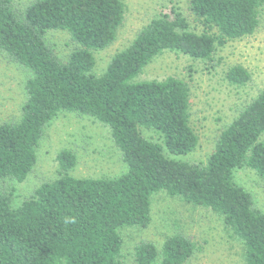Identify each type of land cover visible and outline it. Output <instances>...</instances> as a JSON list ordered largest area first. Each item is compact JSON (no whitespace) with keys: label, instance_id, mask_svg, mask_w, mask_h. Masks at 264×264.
Here are the masks:
<instances>
[{"label":"trees","instance_id":"trees-1","mask_svg":"<svg viewBox=\"0 0 264 264\" xmlns=\"http://www.w3.org/2000/svg\"><path fill=\"white\" fill-rule=\"evenodd\" d=\"M263 4L190 0L200 30L173 7L172 14L152 18L98 75L95 52L115 41L126 11L122 0H31L24 6L0 0V53L27 72L20 119L0 123V181L28 177L47 126L63 112L109 126L127 166L113 178L76 177L70 174L76 153L62 149L60 176L20 204L0 190V264H124L122 230L148 227L152 197L162 190L220 214L244 244L245 264H264V212L235 180L240 169L264 180V90L221 130L205 161L191 162L180 158L199 145L189 83L176 76L136 81L166 51L213 62L220 48L256 31ZM52 30L69 32L75 44L65 60L48 42ZM226 78L245 85L252 75L236 64ZM196 249L185 232L168 236L161 248L142 240L135 264H187Z\"/></svg>","mask_w":264,"mask_h":264},{"label":"rangeland","instance_id":"rangeland-1","mask_svg":"<svg viewBox=\"0 0 264 264\" xmlns=\"http://www.w3.org/2000/svg\"><path fill=\"white\" fill-rule=\"evenodd\" d=\"M29 1L15 0L20 6ZM122 1L126 11L115 41L105 50L95 52L97 62L94 71L98 75L106 70L118 51L132 43L152 18L161 13L172 14L173 7L189 19L193 28L200 30L190 11V0ZM259 17V26L253 34L230 41L219 49L213 62L166 51L136 77V81H145L176 76L189 83L191 123L199 135V145L193 152L180 156L183 160L205 161L214 150L221 130L264 90V4L260 7ZM47 38L64 60L75 48L67 31L52 30ZM236 64L247 68L252 75L245 85L231 84L226 78L227 70ZM26 76V69L0 53V123L20 119ZM143 134L161 142L153 131L143 129ZM260 140H264V133ZM62 149L76 153L77 164L70 171L76 177L113 178L127 170L109 126L90 116L63 112L47 126L37 150V164L28 177L22 182L0 181V190L13 193L14 206L30 197L43 182L60 176L57 155ZM235 180L252 194L256 208L264 212V180L249 169L236 171ZM152 198L150 225L122 230L124 264H135L134 248L140 241L146 240L161 248L168 236L178 232L187 233L197 244L196 252L187 264H245L244 244L226 228L220 214L211 208L187 203L178 196L171 197L164 190L154 193Z\"/></svg>","mask_w":264,"mask_h":264}]
</instances>
